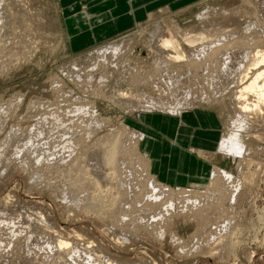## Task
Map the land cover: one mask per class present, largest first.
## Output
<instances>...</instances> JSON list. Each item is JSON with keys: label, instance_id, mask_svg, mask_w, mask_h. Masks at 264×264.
<instances>
[{"label": "rangeland", "instance_id": "374dc122", "mask_svg": "<svg viewBox=\"0 0 264 264\" xmlns=\"http://www.w3.org/2000/svg\"><path fill=\"white\" fill-rule=\"evenodd\" d=\"M263 1L164 3L137 27L72 50L57 0H0L7 24L0 27V264H264V115H248L249 124L228 127L239 106L240 65L264 50ZM162 39L177 41L189 59L217 41L223 58L233 56L232 77L223 72L220 87L215 68L195 75L192 65L167 66V54L173 53L161 49ZM115 47L126 55L104 83L108 68L94 70V63L100 51ZM150 98L158 109L143 110L139 100ZM173 103L178 110L215 111L223 122L222 138L236 132L244 148L235 158L223 153L213 159L238 181L223 188L226 197L202 203L215 206L209 211L203 206L212 216L205 213L208 220L194 207L157 222L148 208L132 204L142 169L131 170L133 139L121 132V124L137 131L132 121L140 114L171 116L167 109H175ZM101 120L102 127L96 124ZM114 132L117 152L126 160L110 165L103 153ZM141 141L139 152L148 161ZM130 182H136L132 191ZM210 184L188 189L205 192ZM111 197L120 199L116 206ZM142 200L147 202L145 194ZM60 241L69 243L66 251H58Z\"/></svg>", "mask_w": 264, "mask_h": 264}, {"label": "crops", "instance_id": "0c3cea01", "mask_svg": "<svg viewBox=\"0 0 264 264\" xmlns=\"http://www.w3.org/2000/svg\"><path fill=\"white\" fill-rule=\"evenodd\" d=\"M185 1L189 0H57V5L69 48L79 50L137 27L164 3ZM132 126L145 135L141 150L159 182L174 188L208 182L224 134L218 113L207 108L171 116L143 113Z\"/></svg>", "mask_w": 264, "mask_h": 264}, {"label": "bare ground", "instance_id": "6f19581e", "mask_svg": "<svg viewBox=\"0 0 264 264\" xmlns=\"http://www.w3.org/2000/svg\"><path fill=\"white\" fill-rule=\"evenodd\" d=\"M262 3H264V1ZM3 19L4 18H3V15H2V10L0 8V27L2 25H5L6 24V22L3 23ZM214 42L212 41V45L214 47H212L211 45H204L199 50H196L195 54H193V57H191L189 59V57L183 52V50H181L180 44L177 41H174L172 39H162V43L160 45L161 49L164 50V51H171L173 53V55L167 54V60L169 61V64L167 65L166 63L163 62V64L161 66L164 67V65H167V66H170V67H172V66L173 67H178V66L179 67H189V66L192 65V66L195 67L194 74L197 73V71L200 73V71H204V69H206V68H207V70H210V71H207V72L213 73L212 71L215 68V69H217V71H216L217 72V75L215 73H214V75H216L218 77V81H219L220 87H221V85H222L221 83H223V79L226 78V77H223V72L228 75L229 74L228 72H230V70L232 69L231 68L232 67V63H231L232 62V58L231 57H233V56L227 54V57L226 58H223V55L225 56V54H224L225 52L223 53V47L217 46V43H216L217 41L215 42L216 44ZM207 44H211V43L209 42ZM221 44H223V43H221ZM256 48H255L254 52L257 50ZM234 51H235V49H234ZM248 51H249V49H248ZM232 53H230V54H232ZM247 53L249 54V52H247ZM252 53H253V50H252ZM234 54H236V53H234ZM241 54H243V53H241ZM125 55H126V53H125V51L123 50L122 47L121 48L120 47L110 48V49H107V50H104V51H100L99 52V55L98 56H101V57L99 58L98 62L94 63L95 64L94 70L100 68L101 66L108 68V71L109 72H107V73H109V75H107L105 77V79L103 80L104 83H107V81L111 77L114 76L115 72H117L119 70V66L121 65V61L120 60L121 59L123 60V58L125 57ZM244 55L246 56L247 54L244 53ZM108 56L111 58L110 60H109ZM241 57H242V55H241ZM249 60H250L249 63H247L245 61V63L247 65H243V66L240 65L242 67V68L240 67L241 68V73H240L241 75L239 74L240 75V80H239L240 81V84L238 83V85H237L239 87V90H238L237 96H236L237 105H239V106H238V109L237 110L235 109L236 110L235 111V119L233 118L232 122L228 123L229 124L228 127L232 128V129H236L234 127H238V124L239 125H242L243 124L244 126H245V124H249V123H244L245 120H246V122H248L247 121V120H249L248 115L249 116L250 115H254V116L260 117V118H261L262 115H264V50H261V47H260V50H257L255 52V54L253 55V57L251 59H249ZM235 61H233V62H235ZM176 62L179 63V64H182L180 62H183V64L182 65H176V66L175 65H172V63H176ZM119 63H120V65H119ZM243 63H244V61H243ZM237 65H238V63H237ZM196 66H197V68H196ZM166 68L168 70H170L168 67H166ZM233 68H235V67H233ZM240 68L237 67V69H240ZM175 70H177V69H175ZM190 71H191V69H190ZM190 71H188V72H190ZM191 73H193V72H191ZM180 74H181V72H180ZM231 74L232 73L230 72V75ZM234 74H233V76H234ZM195 75H197V74H195ZM230 75H228V77ZM210 76L208 75V77H210ZM213 76H211V77H213ZM235 76H236V74H235ZM231 77H232V75H231ZM169 78H171V76H169ZM164 79L165 78H163L162 80H164ZM211 79H209V81ZM100 80H102V79L100 78ZM166 80H167V77H166ZM211 81H213V80H211ZM163 83H166V82H163ZM167 83H168V80H167ZM170 83H172V82L170 81ZM171 85H173V84H171ZM212 86H213V84H212ZM216 91H218V88H217ZM219 91H218V94H219ZM222 96H220V97H222ZM189 98L191 99L192 102L196 99L195 97H192V96H189ZM234 98L235 97H233L232 101L235 100ZM141 99L139 100V104H142V107L144 108L143 110L153 111L155 109H158V106L159 105L156 104L157 102H154V99L153 98H150L148 100L147 99L141 100ZM208 100L209 101H212V100H210V98L207 97V102H208ZM162 104H164V103H162ZM232 104H233V102H228L226 106L232 105ZM171 105L172 106L173 105L175 106L176 104L173 103ZM176 106H175V109L173 107H171V108H173V109H170L171 111H169L167 109V112L171 113L172 115H180L181 113H183L184 110L183 109H181V110L179 109L178 110L176 108H178L179 106L178 105H176ZM226 106H225V109H226ZM231 107L233 109L234 106H231ZM236 108H237V106H236ZM164 109H166V107ZM229 109H230V107H229ZM104 121L105 120L98 121V123H96V124H98V125L101 126V124H103ZM103 125H105V124H103ZM121 126H122L121 132H123V130H125L126 132L129 131L130 134H131V137L133 139V142L130 144L131 147H130V149L128 151H129V154H130L129 155L130 156L129 158H130L131 161H134V164L135 165L132 162H130L129 164L132 165V169L131 168L130 169L131 170L138 169V168H135V166H140L141 167V168L139 167L140 171L142 169V173H141V175H138L139 178L137 179V182L140 181V183H141V185H139V189H138L139 190V193H137L136 195L132 193L133 194V197H134V200H133L132 204L133 203H134V205L137 204V203L138 204H142L141 210H143V209L146 210L148 208V210L150 211L151 214L154 213L156 215V217L154 219L152 218L154 221H157V222L158 221H161L163 218L168 217V216H171L172 214H175L176 212L177 213L182 212V214L186 213L188 210H189V212H191V210L194 207L195 208H198L196 210V213H197V211H198V214L201 213L200 214V217H202L201 216L202 214L205 216V213H207L206 211H209L211 208H214L215 207V206L214 207L208 206L210 204H208L207 206H205L207 204L206 202L210 203L211 200H214L217 195H219V196L225 195V197H226L229 192H226L224 189L225 188L226 189L227 188H231L232 186H234L233 184L236 183V181H238L237 178L233 177L228 172H226V171H224V170L219 169V168L216 167L213 170V172H212V175H211L212 178L210 177L209 180H208V182L211 181V184H210L209 187H207V190L205 192H200V191H196V190H193V189H188L189 187L188 188H184V189L181 188V189H178L177 191H174L173 188H171V187H169V186H167V185H165V184L157 181V179L155 178V176L154 175L153 176L151 175L149 161H147L145 159V157H141L142 155L139 152L138 145H139V142L145 138V135L143 133L139 132V131H131L130 128L127 125H124L123 123L121 124ZM244 126H242V128H246L247 127V126L246 127H244ZM237 130H238V128H237ZM232 131H234V130H232ZM126 132H124L122 134L123 135L124 134H127ZM235 133L236 132H234L233 134L231 133L230 136L228 135V137H224V138L221 139L220 145L218 146V149H217L218 153H220L222 155H223V153L224 154H228V155H232L234 158L236 156L241 155L243 153L244 148H243L242 144L239 141L238 134L237 133L235 134ZM116 134L117 133H115V132H114V135L112 134L115 139L112 137L114 140L111 138L113 140L111 143H109V141H107V142L105 141L106 144L109 143V145L107 146L108 147L107 149L105 148L106 150L104 149L105 152L103 154L104 155L106 154V155H105V159H104L103 162H107L110 165L111 164H115L114 162H119L121 160L122 161L123 160H126L125 159V156L122 155V153L119 155L118 152H117V148L120 149V146L117 147L118 140L119 139H117L118 135H116ZM128 139H130V138L128 137ZM130 141H131V139H130ZM104 146H101V147H104ZM121 152L125 153L126 150L121 149ZM126 165H128V164H126ZM139 169H138V172H139ZM114 172H116V170ZM139 174H140V172H139ZM113 175H116L117 176V174H115V173ZM131 175H133V174H131ZM128 176H130V175L128 174ZM120 177H118V179ZM136 177H137V174H136ZM120 180H122V179H120ZM135 183L136 182H134V183L130 182L128 184V186L130 187L129 189L131 191H132L131 188H133L132 186H134ZM196 187H198V186H191V188H196ZM227 190H229V189H227ZM112 194H113V192H112ZM144 194L146 196L147 202H145V200L144 201L142 200L144 198ZM122 197H124V196H122ZM112 198L113 197H111V199H109V200L113 201ZM114 199H115V196H114ZM121 199L123 200V198H121ZM219 199H220V197H219ZM118 200H120V199H118ZM118 200H117V202H118ZM225 200H226V198H225ZM114 201H116V200H114ZM114 201H113V203L109 201V203L115 205V203H117V202H114ZM221 201H220V203H221ZM223 201H224V199H223ZM109 203L107 201V204H109ZM202 203L203 204L206 203V204L203 205ZM218 203H215V204H218ZM222 204H223V202H222ZM119 205H120V201H119ZM203 206H205V207H207L209 209L206 210V208H204ZM216 206H218V205H216ZM104 208H105V206H104ZM218 208H221V205H220V207L218 206ZM112 209H113V207L111 208V210ZM118 209H116V210L118 211ZM199 209H200V213H199ZM201 210H202V212L204 210H206V211H205V213L204 212L202 213ZM212 210H213V212L215 214H217V212H215L214 209H212ZM221 210H222V208H221ZM99 212H100V209H99ZM103 212H105V211L103 210ZM214 213L212 215H214ZM206 215L208 217V213ZM121 217H122V215H121ZM209 217H212V216H210V214H209ZM205 218H206V216H205ZM115 219L117 221L118 218H115ZM68 246H70L68 242H66V241H60L59 242V248L60 249L58 251H60L61 249H64L65 250L66 248H68ZM60 254L64 256L65 253H61L60 252Z\"/></svg>", "mask_w": 264, "mask_h": 264}]
</instances>
